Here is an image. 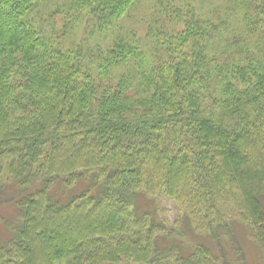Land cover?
<instances>
[{"label": "trees", "instance_id": "obj_1", "mask_svg": "<svg viewBox=\"0 0 264 264\" xmlns=\"http://www.w3.org/2000/svg\"><path fill=\"white\" fill-rule=\"evenodd\" d=\"M143 1L0 0V264H264V0Z\"/></svg>", "mask_w": 264, "mask_h": 264}, {"label": "rangeland", "instance_id": "obj_2", "mask_svg": "<svg viewBox=\"0 0 264 264\" xmlns=\"http://www.w3.org/2000/svg\"><path fill=\"white\" fill-rule=\"evenodd\" d=\"M195 1H198V0H195ZM152 2H153V0H144L140 4V6L135 10V12L133 13V18H131V19L134 20V23L136 24V26L134 27L135 30H136V32L138 34H141V36L145 33V29L143 28L144 27L145 20H146L145 17H148L149 18L148 15L144 16V14H145V12L147 10L150 11V4ZM49 5L50 4L44 5V9H46V7H48ZM45 13H46V11H45ZM141 17L142 18H145V20L140 19L139 22H137V21L135 22L136 19L138 20ZM60 18L61 17H59L56 20L58 22L57 25H58L59 28L61 27V24L63 23V22L61 23L62 19H60ZM72 28H73L72 31L74 32L73 33L74 36L75 37H79L78 35L81 32H80V29L78 28V24L77 23H74V26ZM66 33L67 32H65V35H66ZM70 36H72V35H70ZM63 38H65V40H64L65 43L64 44L69 45L70 42H68L67 40L69 38H71V37H68L67 39H66V37H63ZM77 40H79V38ZM75 43H78V41L75 42ZM156 203L158 204V206L161 209L162 213L164 212V215H166V218L169 219L168 221L171 222V224L176 223L175 218H177V214L172 210L173 208H172L171 205L164 206L165 204H164V201H163V197L162 196H158L157 197ZM4 215L7 216V217L10 216V212L9 213H5ZM177 223H178L177 226L174 227V229H176V230L181 227V224H180L181 222H177ZM236 223L239 224V222H236ZM244 230H245V233L243 234V236H241V232H239L240 233L239 236H241V238L243 240V242H241L242 240L240 241V245L242 246L243 251L240 252L238 256H235L232 259V263H230V264H262V255H261L260 251L258 250L257 246L253 243V241L251 240V238L249 237L248 232L246 233L245 227H244ZM4 237L7 238V236H6V227L0 222V240L1 239L2 240L3 239H6ZM190 237H191V234H188V235L185 234V235H183V239H184V241L186 243H189L192 240V238H190ZM192 237H193V234H192Z\"/></svg>", "mask_w": 264, "mask_h": 264}]
</instances>
